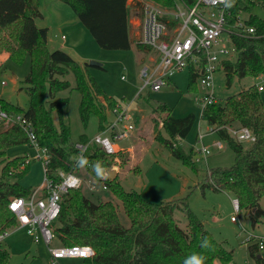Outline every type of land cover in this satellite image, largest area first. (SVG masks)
<instances>
[{
	"label": "trees",
	"instance_id": "trees-1",
	"mask_svg": "<svg viewBox=\"0 0 264 264\" xmlns=\"http://www.w3.org/2000/svg\"><path fill=\"white\" fill-rule=\"evenodd\" d=\"M71 5L80 22L89 31L95 42L104 50L129 51L135 45L144 52L151 49L137 44L131 34V12L141 15L143 4L137 2L128 7V0H62ZM173 9L179 2L193 7L197 0H148ZM264 0L247 1L243 5L230 7L227 29L240 20L255 29V34L239 36L231 34L229 41L235 49V56L224 60L222 69L228 85L233 78H257L264 75V19L252 14V9ZM39 0H0V53L6 52L14 62L20 63L26 55L30 57V72L25 79L29 86L30 105L27 111L0 98L2 108L10 113H23L34 124L38 143L46 148L51 157L49 172L54 177L58 172L70 173L74 170L79 150L78 144L87 145L90 140L81 135L78 143L71 139V128L64 119V111L69 98H58L63 91L76 90L80 94L79 115L86 129L89 120L95 116L99 132L112 122L110 115L117 102L105 93L91 74L89 64L81 66L64 50L50 51L48 31L36 25L41 14ZM246 16V17H245ZM175 24H172L174 27ZM232 30V29H231ZM201 66H190L188 89H199L198 79ZM72 72L75 85L65 79ZM57 112L59 124L53 120ZM156 112L169 138L156 139L169 149L171 154L198 173L193 160V148L185 152L178 140L186 139L191 133L196 116L189 114L183 118L172 115V110L164 105ZM219 138L229 144L235 152L236 160L231 168L211 171L210 188L224 191L239 201L240 211H255L251 214L255 225L264 215L260 200L264 198V103L257 86H251L236 96L217 101L207 106L201 114ZM0 132V234L17 226V218L9 205L15 198H29L34 191L25 189L19 181L25 175L28 164L26 157L8 160V150L20 145H28L25 133L17 126H2ZM229 128H248L256 137V142L245 144L236 142L229 134ZM84 167L96 185L105 186L122 203L124 213L130 220V227L122 225L116 206L112 202H93L81 189H71L61 199V211L52 225L55 239L63 246H90L95 256L84 260L85 264H184L187 257L202 254L205 264H231L233 253L217 243L204 224L189 210L187 226L183 229L174 216L179 208L176 201L153 204L145 201L136 192H127L118 178L110 180L108 172L114 166L124 168L129 155L122 151L109 155L97 144H90L84 155ZM99 168V171H98ZM103 173V175H101ZM139 170L136 169V174ZM207 237L211 249L201 248V241ZM256 264H264L257 245L250 248ZM261 256V258H259ZM10 254L0 250V264H9Z\"/></svg>",
	"mask_w": 264,
	"mask_h": 264
},
{
	"label": "rangeland",
	"instance_id": "rangeland-1",
	"mask_svg": "<svg viewBox=\"0 0 264 264\" xmlns=\"http://www.w3.org/2000/svg\"><path fill=\"white\" fill-rule=\"evenodd\" d=\"M146 1L148 0H128L127 4L131 6ZM38 8L41 15L36 18V25L40 29H47L50 51L64 50L81 66L91 62L101 64L100 68L90 66L91 74L107 96L113 98L117 106L126 111L130 118L133 131L129 138L118 142L120 147L118 153L121 151L127 153L129 162L124 168L114 166L112 169L117 172L115 178L120 180L124 190L136 192L145 201L153 204L178 202L179 208L175 210L174 216L181 228L187 226L186 211L189 210L204 224L217 243L233 253L231 264H256L250 254V248L255 242H248V236H264V215H261L254 225L250 213L255 211L241 210L236 214L233 207L234 197L208 186L211 181L209 176L211 171L231 168L235 164L236 155L227 142L222 141L216 132H211L213 127L202 119V102L207 93L201 88L196 92L188 89L190 68L186 67L176 72L168 80V85L160 91L145 89L139 95L143 86L141 70L151 65L150 59H156V53L144 52L135 45L129 51L102 49L80 22L71 5L62 0H39ZM252 14L264 19V9L260 3L252 9ZM141 18L138 12H131L130 20L135 32L133 38L136 41L140 35ZM63 36L65 39H62ZM222 39L228 47H232L227 33L222 35ZM5 55L8 54L4 51L0 53V98L27 111L30 98L29 86L25 83V79L30 72V57L26 55L20 63H17L9 57L6 58ZM65 79L72 86L75 85L72 72H69ZM227 80L225 72L219 66L214 75V93L215 98L222 103L251 86L260 85L261 82L264 85V81L259 80L258 77L245 79L235 77L230 86ZM3 82L5 85H2ZM260 95L264 103V91L260 92ZM58 98H69L64 119L70 125L72 142L78 143L81 135H86L91 141L99 133L98 120L92 116L88 127L86 129L83 127L79 115L81 98L79 92L63 91L58 94ZM164 105L172 110L174 117L183 118L189 114L196 116V123L189 136L182 140V143L180 140L176 143L182 144L185 152H190L193 148L192 157L196 162L198 173L185 165L182 160L174 157L169 149L156 139L158 136L169 138L161 124L164 115L156 112L159 106ZM52 117L54 122L59 124L58 113L53 112ZM110 119H114L112 114ZM3 128L0 126V132ZM200 134L205 135L204 145L209 148L206 159L196 153V150L201 148V145L196 144ZM218 142H223V150L214 147ZM248 146L249 144H245V147ZM38 151L28 144L12 147L7 152L8 160L23 156L30 161L19 183L23 188L34 192L45 182L42 161L36 159ZM197 159L201 160L197 162ZM136 169L139 170L137 174ZM76 175L84 180L79 189L88 198L95 203L112 202L117 208L122 225L126 228L130 227V220L124 213L122 203L111 191L103 189L101 184L92 191L89 186L95 182L83 165L78 166ZM260 208L264 211V198L260 200ZM232 217H235L237 222H233ZM62 246L57 239H54L49 247L43 242L36 243L26 229L11 227L8 236L0 243V250L9 252V264H53L50 249ZM59 264L85 263L81 259H62ZM214 264L221 262L215 261Z\"/></svg>",
	"mask_w": 264,
	"mask_h": 264
},
{
	"label": "built area",
	"instance_id": "built-area-1",
	"mask_svg": "<svg viewBox=\"0 0 264 264\" xmlns=\"http://www.w3.org/2000/svg\"><path fill=\"white\" fill-rule=\"evenodd\" d=\"M247 1L256 0H197L193 7H187L179 2L173 9L160 7L151 1L143 2L137 44L151 49L156 53V59L141 70L143 86L139 95L145 89L160 91L168 85V80L176 72L194 65L202 67L198 86L207 93L202 102L201 114L207 106L215 104L218 100L214 93V75L218 67H222L223 61L231 59L235 54L234 47H228L222 35L227 33L228 36L231 34L250 36L256 32L254 28L246 26L243 20L232 26V30L227 29L228 18L231 16L230 7L243 5ZM172 24L175 26L172 27ZM262 78L264 75L258 76L259 80L264 81ZM262 83L256 85L260 92L264 91ZM113 114L114 119L104 131L99 132L87 145H77L79 155L74 170L70 173L58 172L52 177L49 172L51 157L48 150L39 145L33 122L25 114L7 112L0 105V126L19 127L25 133L29 145L41 151H38L36 159H40L43 164L44 184L33 192L31 197L15 198L9 205L10 211L17 218L16 228L26 229L36 243L43 242L49 247L55 239L52 225L60 215L62 197L71 189L81 188L84 182L77 177L76 172L81 165L80 160H84L88 146L97 144L107 154L113 155L118 153L120 148L118 142L129 138L133 126L126 111L117 106ZM228 131L238 143L256 142L255 135L248 128H229ZM211 132L216 131L212 129ZM204 138L205 135L202 134L197 137L196 144L201 145V148L197 149L196 153L206 159L209 148L204 145ZM214 147L223 150V142L216 143ZM200 160L197 159V162ZM29 163L27 159L22 168ZM96 186L91 183L89 187L95 191ZM103 189L107 188L103 186ZM233 207L238 214L240 208L237 199H233ZM231 220L237 222L235 217ZM8 231L9 229L0 234V243L8 236ZM252 241L264 257V236H248V242ZM50 252L53 264H59L62 259L87 260L95 256V251L90 246H62L50 249Z\"/></svg>",
	"mask_w": 264,
	"mask_h": 264
},
{
	"label": "clouds",
	"instance_id": "clouds-1",
	"mask_svg": "<svg viewBox=\"0 0 264 264\" xmlns=\"http://www.w3.org/2000/svg\"><path fill=\"white\" fill-rule=\"evenodd\" d=\"M84 163H86V161H84L83 159L80 160V164L83 165ZM99 171V168H98ZM101 175H103V173H101ZM201 248L203 249H211L212 245L211 242L208 240L207 237H205L202 241H201ZM205 260L206 257L202 254H193L189 257H187L184 261V264H205Z\"/></svg>",
	"mask_w": 264,
	"mask_h": 264
},
{
	"label": "water",
	"instance_id": "water-1",
	"mask_svg": "<svg viewBox=\"0 0 264 264\" xmlns=\"http://www.w3.org/2000/svg\"><path fill=\"white\" fill-rule=\"evenodd\" d=\"M89 65L92 67H98V68L102 67V65L97 62H91ZM116 175H117V172L114 170L113 171L111 170L108 172V177L110 180H114ZM259 258H261V256H259Z\"/></svg>",
	"mask_w": 264,
	"mask_h": 264
},
{
	"label": "crops",
	"instance_id": "crops-1",
	"mask_svg": "<svg viewBox=\"0 0 264 264\" xmlns=\"http://www.w3.org/2000/svg\"><path fill=\"white\" fill-rule=\"evenodd\" d=\"M129 7V6H128ZM131 19V18H130ZM131 21L132 20H130V25H131V34H132V36H134L135 35V32H134V29H133V27H134V25L131 23ZM49 48V47H48ZM5 57L6 58H8L9 57V55H5ZM151 61L153 60L152 58L150 59ZM130 151H131V149L130 148H128Z\"/></svg>",
	"mask_w": 264,
	"mask_h": 264
}]
</instances>
